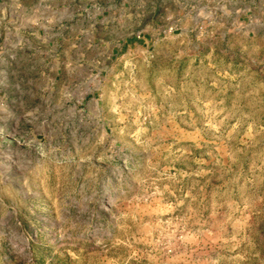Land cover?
<instances>
[{
    "label": "rangeland",
    "instance_id": "374dc122",
    "mask_svg": "<svg viewBox=\"0 0 264 264\" xmlns=\"http://www.w3.org/2000/svg\"><path fill=\"white\" fill-rule=\"evenodd\" d=\"M123 2L88 67L0 75V264H264V0Z\"/></svg>",
    "mask_w": 264,
    "mask_h": 264
},
{
    "label": "crops",
    "instance_id": "0c3cea01",
    "mask_svg": "<svg viewBox=\"0 0 264 264\" xmlns=\"http://www.w3.org/2000/svg\"><path fill=\"white\" fill-rule=\"evenodd\" d=\"M62 4L65 6L63 13ZM125 4L126 2L122 4L121 0H0V75L7 79L13 76L12 80L16 83L19 76L23 77L29 73L40 74L42 69L51 66L56 68L55 65H51V61L45 62L46 58L56 57L64 58L65 70L70 74L76 73V64L79 61L88 67L90 60L94 59L90 55L91 51L103 42L99 31L94 28L100 26L102 31L106 23L111 22L112 27L116 26L112 35L121 40L120 27L123 23L121 13L125 11ZM26 12L28 14L31 12L30 19L37 14L40 15L39 19L46 26L64 28L62 35L53 38L64 45L59 54L55 52L52 56L42 57L36 45L30 44L26 47L25 27L29 20ZM166 20L168 21V17ZM197 20L202 27L206 25L200 19ZM163 21L165 18L158 28L163 27ZM130 23L128 20V25ZM177 30V26H171L169 32ZM44 40L50 43L52 37L45 36ZM133 40V37L124 38L122 47L113 46V51L127 50L131 44L134 46ZM73 60H76V64ZM86 71L88 73L89 69ZM20 80L23 82V78ZM15 88L18 89L19 86Z\"/></svg>",
    "mask_w": 264,
    "mask_h": 264
}]
</instances>
